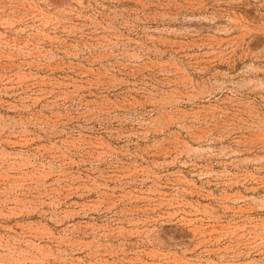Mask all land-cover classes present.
<instances>
[{"label":"rangeland","instance_id":"obj_1","mask_svg":"<svg viewBox=\"0 0 264 264\" xmlns=\"http://www.w3.org/2000/svg\"><path fill=\"white\" fill-rule=\"evenodd\" d=\"M0 264H264V0H0Z\"/></svg>","mask_w":264,"mask_h":264}]
</instances>
